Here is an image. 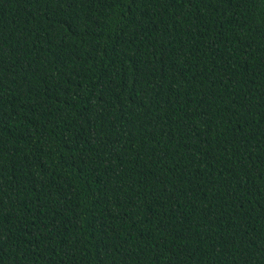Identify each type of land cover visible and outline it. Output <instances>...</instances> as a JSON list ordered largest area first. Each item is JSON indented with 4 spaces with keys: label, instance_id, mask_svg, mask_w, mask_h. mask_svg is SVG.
I'll return each instance as SVG.
<instances>
[{
    "label": "trees",
    "instance_id": "trees-1",
    "mask_svg": "<svg viewBox=\"0 0 264 264\" xmlns=\"http://www.w3.org/2000/svg\"><path fill=\"white\" fill-rule=\"evenodd\" d=\"M0 264H264V0H0Z\"/></svg>",
    "mask_w": 264,
    "mask_h": 264
}]
</instances>
